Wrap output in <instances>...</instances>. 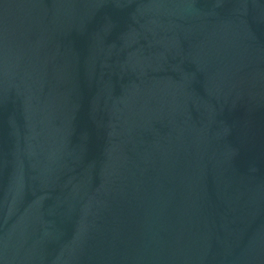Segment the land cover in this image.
<instances>
[{"label":"water","instance_id":"obj_1","mask_svg":"<svg viewBox=\"0 0 264 264\" xmlns=\"http://www.w3.org/2000/svg\"><path fill=\"white\" fill-rule=\"evenodd\" d=\"M0 264H264V0H0Z\"/></svg>","mask_w":264,"mask_h":264}]
</instances>
